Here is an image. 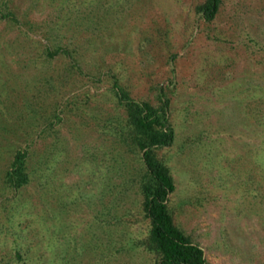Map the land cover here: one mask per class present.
Masks as SVG:
<instances>
[{"label":"rangeland","instance_id":"1","mask_svg":"<svg viewBox=\"0 0 264 264\" xmlns=\"http://www.w3.org/2000/svg\"><path fill=\"white\" fill-rule=\"evenodd\" d=\"M0 0V258L10 264H155L140 153L113 81L169 98L176 223L208 264H264V0ZM63 45L72 57L45 55ZM73 59L74 64H71ZM17 147L30 179L4 180ZM262 188V187H261ZM1 263V264H2Z\"/></svg>","mask_w":264,"mask_h":264},{"label":"trees","instance_id":"2","mask_svg":"<svg viewBox=\"0 0 264 264\" xmlns=\"http://www.w3.org/2000/svg\"><path fill=\"white\" fill-rule=\"evenodd\" d=\"M220 3L221 0H201L196 4V10L205 20H212ZM58 53L72 57L67 47L46 44L47 57ZM71 64H74L73 59ZM112 87L125 112L120 135L130 150H138L142 162L139 192L143 216L148 219L149 225L146 234L136 242L153 254L155 264H208L203 248L175 221L170 205V195L176 187L175 180L168 165L157 153V149L171 145L174 140V129L168 117L169 98L162 87L158 104L132 98L117 81H113ZM27 154V148L15 149L10 166L4 173L7 184L19 187L30 179ZM262 168L264 171V166ZM258 183L251 195L255 207L264 211V175L262 182ZM22 258V252L16 249L4 264Z\"/></svg>","mask_w":264,"mask_h":264}]
</instances>
